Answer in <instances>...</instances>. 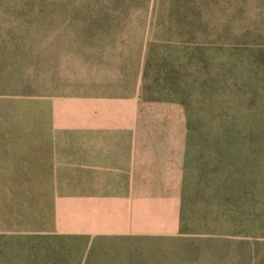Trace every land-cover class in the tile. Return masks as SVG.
Here are the masks:
<instances>
[{
    "label": "rangeland",
    "instance_id": "1",
    "mask_svg": "<svg viewBox=\"0 0 264 264\" xmlns=\"http://www.w3.org/2000/svg\"><path fill=\"white\" fill-rule=\"evenodd\" d=\"M250 45L264 46V0H0V138H152L147 216L179 213L173 234L0 233V264H264V139L236 135L264 126L250 102L264 82L236 51ZM8 207L0 229L24 231V204Z\"/></svg>",
    "mask_w": 264,
    "mask_h": 264
},
{
    "label": "crops",
    "instance_id": "2",
    "mask_svg": "<svg viewBox=\"0 0 264 264\" xmlns=\"http://www.w3.org/2000/svg\"><path fill=\"white\" fill-rule=\"evenodd\" d=\"M186 16L180 17L185 20ZM183 31L179 29V33ZM173 44L185 49L195 46L193 35ZM134 90L132 95L105 97L132 100L140 95L138 85ZM125 123L135 132L136 112ZM147 144L152 147V138L138 135L0 138V201L9 203L11 210L24 204L25 216L29 217L24 231L1 228L0 233L82 235L91 239L175 233L179 218L176 200L158 215L162 220L159 226L147 216L153 205L144 204V178L158 175L153 164L146 161ZM175 168L180 166L176 163ZM176 191L173 185L171 193ZM34 217H41L39 227L34 228Z\"/></svg>",
    "mask_w": 264,
    "mask_h": 264
},
{
    "label": "trees",
    "instance_id": "3",
    "mask_svg": "<svg viewBox=\"0 0 264 264\" xmlns=\"http://www.w3.org/2000/svg\"><path fill=\"white\" fill-rule=\"evenodd\" d=\"M253 31L254 30H252L250 28L245 30L244 34H247V35L241 36L242 38H244V41L248 40L249 34H251ZM253 39H257V38H253ZM242 41H243V39H242ZM246 45H248V44H246ZM212 48H215V47H209L208 50L211 51V50H213ZM201 51L203 52V49H201ZM236 51H238L237 56L240 58H243L242 61L239 62V64L240 63L242 64L243 60L247 59V63L249 64L251 72L252 71L254 72L256 80H259V82H261L260 80H263V82H264V46H256V47H253L251 45L250 46H241V47L237 48ZM253 57H254V59H253ZM207 68L209 69V68H211V66L208 65ZM263 86H264V83H263L262 87ZM248 88L252 89V86L249 85ZM256 89L253 92L254 95L251 98L250 102H252L254 105H257L258 107L264 106V93L260 92L258 90V88H256ZM242 131H243L242 129H238V131L236 132V135H239V136L244 135V137L250 136L252 139H254V141H261L262 139H264V126H256V127L252 128L249 133H245V134H243ZM30 257H31L32 264H36L35 261L39 257V255L33 254V256L31 255ZM43 260H44L45 264H49V262H50L46 258H43ZM51 261L53 262V260H51Z\"/></svg>",
    "mask_w": 264,
    "mask_h": 264
}]
</instances>
